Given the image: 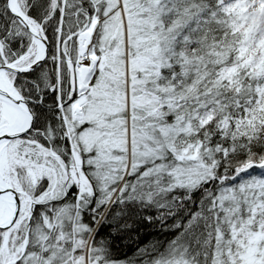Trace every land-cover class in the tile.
I'll list each match as a JSON object with an SVG mask.
<instances>
[{
  "label": "snow or ice",
  "instance_id": "6c2138e0",
  "mask_svg": "<svg viewBox=\"0 0 264 264\" xmlns=\"http://www.w3.org/2000/svg\"><path fill=\"white\" fill-rule=\"evenodd\" d=\"M0 264H264V0H0Z\"/></svg>",
  "mask_w": 264,
  "mask_h": 264
}]
</instances>
